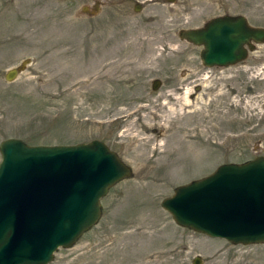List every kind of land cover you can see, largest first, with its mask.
I'll return each mask as SVG.
<instances>
[{
    "label": "rangeland",
    "instance_id": "obj_1",
    "mask_svg": "<svg viewBox=\"0 0 264 264\" xmlns=\"http://www.w3.org/2000/svg\"><path fill=\"white\" fill-rule=\"evenodd\" d=\"M130 1L0 0V142L98 139L131 168L101 199L96 225L48 264H193L196 256L264 264V243L183 228L160 205L219 164L264 155V48L242 64L205 67L200 47L178 35L222 11L264 27V0H223L221 10L214 0H177L138 12Z\"/></svg>",
    "mask_w": 264,
    "mask_h": 264
},
{
    "label": "water",
    "instance_id": "obj_2",
    "mask_svg": "<svg viewBox=\"0 0 264 264\" xmlns=\"http://www.w3.org/2000/svg\"><path fill=\"white\" fill-rule=\"evenodd\" d=\"M178 35L204 44L205 66H226L245 58L243 45L250 40L264 42V27L250 26L243 15H227ZM28 63L8 69L5 80L13 81ZM153 83L156 88L158 80ZM0 156V264L51 262L58 248L71 247L99 221L101 198L131 175L98 139L32 145L11 137L0 142ZM160 205L177 225L194 232L232 244L264 243V155L219 164L174 187ZM193 264H200L198 256Z\"/></svg>",
    "mask_w": 264,
    "mask_h": 264
},
{
    "label": "flooded vegetation",
    "instance_id": "obj_3",
    "mask_svg": "<svg viewBox=\"0 0 264 264\" xmlns=\"http://www.w3.org/2000/svg\"><path fill=\"white\" fill-rule=\"evenodd\" d=\"M175 1H177V0H131L130 2H131V8H132V10L133 11H135V12H138V11H141V10H143L144 8H145V6L147 5V4H150V3H158V2H161V4H164V3H171V2H175ZM179 1H183V0H179ZM215 1V3H216V5H217V8H218V10H221L222 9V7H223V0H214ZM122 2H124V0H121V3ZM99 5H100V3L99 2H97V1H95L94 3H93V10L95 11V9L96 8H99ZM227 15H243V14H241V13H237V14H233V13H230V12H227V11H222V12H220L219 14H217V15H215L214 16V18L215 17H223V16H227ZM245 18H246V20H247V23L250 25V26H253V27H263V26H256V25H253L252 23H250L249 22V20H248V18L245 16V15H243ZM208 21V20H207ZM206 21V22H207ZM206 22H204L202 25H200V26H196V27H188V28H184V29H191V28H202V27H204L205 26V24H206ZM180 31V30H179ZM179 33V32H178ZM191 43V42H190ZM195 46H197V45H195ZM198 47H200V52H202L203 51V49L205 48L204 46H198ZM243 47H244V49H245V58L243 59V60H241V61H239V62H237V63H235V64H231V65H226V66H217V65H215V66H212V67H217V68H228V67H231V66H233V65H238V64H242V63H244L246 60H248V58L249 57H251L252 56V53L253 52H256L257 51V49H261V48H264V45H262V43H257V42H255V41H253V40H250L249 41V44H244L243 45ZM202 50V51H201ZM202 62V61H201ZM203 64V63H202ZM203 66H205L204 64H203ZM205 67H207V66H205ZM262 67H264V64L262 65ZM5 75V74H4ZM154 80H158V86L161 84V82H160V80L159 79H153L152 80V83H151V85H152V89H157L158 87H156V88H153V82H154ZM178 87V86H177ZM179 88V87H178ZM176 89V88H175ZM197 90H199V87H197L196 88ZM199 262H200V264L202 263V259L199 257Z\"/></svg>",
    "mask_w": 264,
    "mask_h": 264
},
{
    "label": "bare ground",
    "instance_id": "obj_4",
    "mask_svg": "<svg viewBox=\"0 0 264 264\" xmlns=\"http://www.w3.org/2000/svg\"><path fill=\"white\" fill-rule=\"evenodd\" d=\"M182 39V38H181ZM185 40V39H184ZM187 41V40H186ZM222 43V42H221ZM264 43V42H263ZM262 43V44H263ZM191 44H193V45H197V46H204V44H194V43H191ZM217 44H218V46H220V42H219V40L217 41ZM260 44V43H259ZM205 47V46H204ZM261 70V69H260ZM187 96H185V100H187V98H186ZM169 110H170V112H172V113H174V111H175V108L173 107V106H171L170 108H169Z\"/></svg>",
    "mask_w": 264,
    "mask_h": 264
}]
</instances>
